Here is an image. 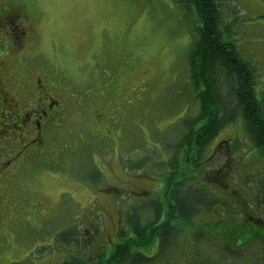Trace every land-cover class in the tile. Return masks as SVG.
<instances>
[{
    "label": "rangeland",
    "instance_id": "1",
    "mask_svg": "<svg viewBox=\"0 0 264 264\" xmlns=\"http://www.w3.org/2000/svg\"><path fill=\"white\" fill-rule=\"evenodd\" d=\"M227 7L222 31L251 65L264 99V0H227ZM20 10L34 35L25 59L17 54L15 62L33 65V86L40 73L51 76L46 83L61 90L65 121L44 132L43 152L15 183L16 201L27 197L41 205L52 238L75 228L90 243L86 251L64 252L54 241L47 264L60 255H83L82 262L92 264L99 254L105 264L119 237L132 245L124 217L135 199L163 197L170 180L187 176L185 165L174 172L167 162L186 133L182 121L199 113L189 76V24L172 0H0V18L21 16ZM5 124H12L10 117L4 123L0 117V129L12 132ZM146 159L141 170L133 169ZM202 163L194 175L207 179L224 226L264 225V158L241 121L220 131ZM258 229L264 234V226ZM201 241L206 251H222L225 264H264L263 239L243 255L230 249L235 246Z\"/></svg>",
    "mask_w": 264,
    "mask_h": 264
},
{
    "label": "trees",
    "instance_id": "2",
    "mask_svg": "<svg viewBox=\"0 0 264 264\" xmlns=\"http://www.w3.org/2000/svg\"><path fill=\"white\" fill-rule=\"evenodd\" d=\"M172 1L189 24V76L199 113L182 121L186 133L175 147L168 145L174 149L167 166L178 172L185 165L187 176L176 183L170 180L171 186L163 197L135 199L124 217L132 245L116 247L119 249L112 252L115 260L111 257L105 264L113 260L115 264H225V254L212 246L205 247L207 253L201 239L213 245L235 246L230 249L239 252V241L264 238L258 229L264 225L259 222L255 227L224 226L221 219L226 217L216 215L218 200L204 181L207 179L204 175L196 177L193 171L204 164L202 155L220 131L238 121L243 123L253 148L264 158V99L258 97L256 74L222 31L224 12L229 10L227 0ZM181 157H185L184 164ZM140 161L133 169L141 170L148 163V159ZM215 217L220 220L205 223L206 218ZM79 237V231L71 228L60 234L58 242L63 238L69 247L76 245L80 252L86 251L89 243L84 238L79 241ZM146 248L156 251L150 254L151 250H147L146 254ZM82 258L83 255L72 258L70 264H87Z\"/></svg>",
    "mask_w": 264,
    "mask_h": 264
},
{
    "label": "flooded vegetation",
    "instance_id": "3",
    "mask_svg": "<svg viewBox=\"0 0 264 264\" xmlns=\"http://www.w3.org/2000/svg\"><path fill=\"white\" fill-rule=\"evenodd\" d=\"M16 11L15 16L10 13L0 19V106L5 108V112L0 110V117L3 123L10 117L12 124L4 127L13 128L12 132L0 129L3 133L0 134V264H47L55 250L54 241L61 251L69 246L63 238L58 242L62 230L52 238L48 215L40 204H32L27 197L23 202L16 201L15 183L23 178L24 170L37 157L38 150L43 152L44 132L65 121V106L58 94L61 90L46 83L51 76L40 73L37 85L33 86L37 73L33 65L15 62L17 54L22 61L25 59L33 34L26 11L20 10L21 16ZM14 66L19 73L14 71ZM83 238L79 237V241ZM119 238L112 249L121 246L124 239ZM252 243L255 244L252 239L239 241L238 253L243 255L242 251ZM60 256L61 261L55 264H70L75 258ZM96 258L92 264H100L105 259L103 254ZM114 260L112 264L116 263Z\"/></svg>",
    "mask_w": 264,
    "mask_h": 264
}]
</instances>
